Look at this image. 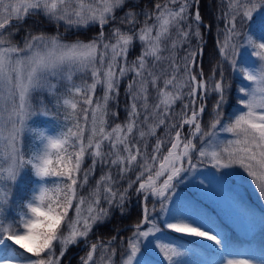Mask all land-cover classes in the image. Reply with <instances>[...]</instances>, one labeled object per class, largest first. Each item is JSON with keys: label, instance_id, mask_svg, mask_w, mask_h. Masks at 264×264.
Wrapping results in <instances>:
<instances>
[{"label": "snow or ice", "instance_id": "1", "mask_svg": "<svg viewBox=\"0 0 264 264\" xmlns=\"http://www.w3.org/2000/svg\"><path fill=\"white\" fill-rule=\"evenodd\" d=\"M237 170L264 198V0H0V264H264L178 193Z\"/></svg>", "mask_w": 264, "mask_h": 264}, {"label": "trees", "instance_id": "2", "mask_svg": "<svg viewBox=\"0 0 264 264\" xmlns=\"http://www.w3.org/2000/svg\"><path fill=\"white\" fill-rule=\"evenodd\" d=\"M206 4V0H204ZM205 22H209V18L211 16V11L206 9V7H202L201 9ZM45 27L47 31H53V27L50 25H42ZM63 30V29H61ZM94 31L90 30L88 34ZM211 50V40L209 39V45L207 48V52ZM205 66L207 67V57L205 58ZM123 91V89H122ZM123 112H121V117L123 118ZM207 119V116L205 117ZM44 127L46 125H40ZM205 169H212L211 167L202 168L201 171L206 172L207 174H211L213 170H210L211 173L205 171ZM215 171V170H214ZM237 173H231L229 177H231V182H239L241 185H244L243 192L238 190L235 185L230 186L232 189L231 196L237 201L238 206L241 208L242 212L245 213L252 222V231L250 233L243 232L241 228H239L230 218L228 211L225 207L220 208L214 203L209 202L203 196H199L194 194V189L188 187L187 185H181L182 188L184 186V192L179 190L178 193L182 197H189L196 207L205 215V217L218 228V230L228 236L233 247L237 251L242 252H256L261 246H264V198H261L258 194V191L255 189L254 185L250 182V179L244 174L242 171L237 170ZM243 177V178H242ZM188 193H191L190 195ZM188 194V195H187ZM139 214V209L133 203V206L130 210V214L127 217L120 218L116 217L112 224L105 225L101 229H99V234L103 237H107L112 234L111 229L114 226H117V222H119L120 227L123 225H128L131 222L135 221ZM123 234V233H122ZM180 242H183L184 245H189L191 247L190 252H196L199 256L193 258L192 260H200L202 263H210L214 257L210 255L209 249L206 247V243L199 238H184ZM185 247V246H184ZM83 253L80 252L78 248H72L68 252L67 258L70 259L71 264H77L79 255Z\"/></svg>", "mask_w": 264, "mask_h": 264}, {"label": "rangeland", "instance_id": "3", "mask_svg": "<svg viewBox=\"0 0 264 264\" xmlns=\"http://www.w3.org/2000/svg\"><path fill=\"white\" fill-rule=\"evenodd\" d=\"M201 170L202 169H200L201 176H199L197 178V180L204 179L205 177L211 178L212 175L215 173V171L213 169H210V170H213V171H211L212 173L210 172L209 169H205V171H207L208 173H211V174H207L206 172L201 171ZM231 180H232L231 177H229V179H228L229 185L230 186L235 185V187L238 190L243 192L244 185H241L239 182H235V181L233 183V182H231ZM205 184H207V180H205ZM185 185H187L188 187H191V188H195L190 184H185ZM184 189H186L185 186H184V188H182L180 186L178 191L182 190L184 192ZM188 194L190 195L191 193H188ZM194 194L199 195V196H203V198H206V200H208L211 203L216 204L220 208L225 207L226 210L228 211L229 218L239 228H241L243 232L250 233L252 231V222L250 221V218L247 217V215L242 212L240 207H238L237 201L234 198V196H231L229 194H225L223 192H218L216 194H210V195H204V194L200 193L197 188L194 189ZM181 243H183V242H181ZM184 246L187 249L191 248L189 245H184ZM246 253L251 254V252H249V251ZM197 256H199V255H197L195 252L192 251V252H188L183 259L187 262V264H206V263L200 262V260H192L193 258H195ZM207 264H210V263H207Z\"/></svg>", "mask_w": 264, "mask_h": 264}]
</instances>
